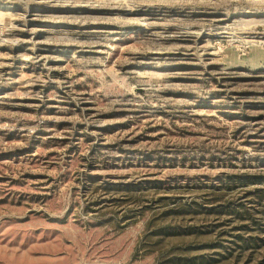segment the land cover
I'll return each mask as SVG.
<instances>
[{
  "label": "rangeland",
  "instance_id": "rangeland-1",
  "mask_svg": "<svg viewBox=\"0 0 264 264\" xmlns=\"http://www.w3.org/2000/svg\"><path fill=\"white\" fill-rule=\"evenodd\" d=\"M0 264H264V0H0Z\"/></svg>",
  "mask_w": 264,
  "mask_h": 264
}]
</instances>
